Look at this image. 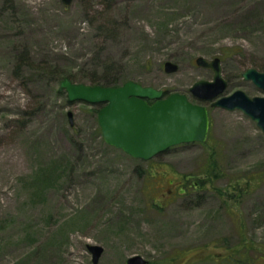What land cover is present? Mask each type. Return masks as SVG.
Here are the masks:
<instances>
[{"label": "rangeland", "instance_id": "rangeland-1", "mask_svg": "<svg viewBox=\"0 0 264 264\" xmlns=\"http://www.w3.org/2000/svg\"><path fill=\"white\" fill-rule=\"evenodd\" d=\"M199 56L224 94L264 96L243 76L264 71V0H0V264H93L89 245L99 264H264V131L191 92L215 75ZM62 72L185 93L208 138L133 157Z\"/></svg>", "mask_w": 264, "mask_h": 264}, {"label": "water", "instance_id": "water-1", "mask_svg": "<svg viewBox=\"0 0 264 264\" xmlns=\"http://www.w3.org/2000/svg\"><path fill=\"white\" fill-rule=\"evenodd\" d=\"M63 1L67 5L73 2ZM196 62L212 67L215 75L213 80L195 82L190 88L191 92L211 102L212 106L242 110L264 131V96L251 97L242 89L224 94L228 81L223 76L221 59L216 57L208 61L199 56ZM164 66L167 72L178 70V64L172 61H166ZM243 76L264 90V71L248 68ZM63 88L70 101L103 104L98 110V121L105 141L133 157L148 160L172 146L205 142L208 138L211 123L208 107L190 100L185 93L172 92L164 97L162 89L134 80L106 86L78 83L65 78L61 82ZM68 114L73 124L72 111ZM89 249L93 254V264H99L104 247L89 245ZM149 263L140 254L127 258V264Z\"/></svg>", "mask_w": 264, "mask_h": 264}, {"label": "trees", "instance_id": "trees-1", "mask_svg": "<svg viewBox=\"0 0 264 264\" xmlns=\"http://www.w3.org/2000/svg\"><path fill=\"white\" fill-rule=\"evenodd\" d=\"M62 75L65 78H68V79H70V80L73 81V77H72L71 74H69L67 72H62ZM90 79H91V83L90 84H92V85L100 84V85H106V86H115V85H120V84H123L124 83V82L121 83L118 79H116L114 77H111V76L100 77V78L92 77ZM74 82L82 83V79H79V80L74 81Z\"/></svg>", "mask_w": 264, "mask_h": 264}]
</instances>
